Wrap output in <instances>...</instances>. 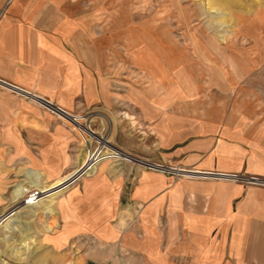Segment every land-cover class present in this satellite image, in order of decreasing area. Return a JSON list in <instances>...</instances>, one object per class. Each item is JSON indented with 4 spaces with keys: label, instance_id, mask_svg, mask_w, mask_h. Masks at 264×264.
<instances>
[{
    "label": "crops",
    "instance_id": "1",
    "mask_svg": "<svg viewBox=\"0 0 264 264\" xmlns=\"http://www.w3.org/2000/svg\"><path fill=\"white\" fill-rule=\"evenodd\" d=\"M64 1L0 0V146L37 170L40 186L63 178L85 160L86 146L33 97L71 111L81 99L88 109L101 105L105 143L192 175L101 160L57 200L49 257L55 264H264V186L197 175L264 178V107L174 106L173 93L153 88L111 92L90 60L80 71L78 21L62 11ZM252 3L248 42L228 59L208 60L219 78L210 81L264 83V0ZM2 171L0 202L12 200L19 184ZM20 181L38 187L26 175Z\"/></svg>",
    "mask_w": 264,
    "mask_h": 264
},
{
    "label": "rangeland",
    "instance_id": "2",
    "mask_svg": "<svg viewBox=\"0 0 264 264\" xmlns=\"http://www.w3.org/2000/svg\"><path fill=\"white\" fill-rule=\"evenodd\" d=\"M253 8L252 0H66L61 4L62 11L78 21L80 71L86 69L83 65L90 60L94 75L105 79L104 85L111 92L138 89L146 93L153 88L160 95L173 93L174 106L260 109L264 107V83L210 81L219 78L214 76L215 68L208 61L228 59L231 48L248 42L246 33L252 28L248 27V11L253 12ZM150 76L159 84L151 83ZM246 92H251V98L242 97ZM221 95L227 97L220 98ZM72 103V112L92 115L91 127L97 142L94 138L86 145L78 136L86 149H93L98 143L100 147L106 144L118 148L104 142L107 131L101 105L88 109L81 99ZM5 135L6 131L0 129V144ZM28 167L12 147L0 146V171L10 172L19 183L13 196H8L13 199L0 202V213L28 190L20 181L24 175L31 186L49 192L35 206L0 216V264H55L49 257L47 237L54 229L56 202L73 184L59 187L75 170L42 187L40 173Z\"/></svg>",
    "mask_w": 264,
    "mask_h": 264
},
{
    "label": "built area",
    "instance_id": "3",
    "mask_svg": "<svg viewBox=\"0 0 264 264\" xmlns=\"http://www.w3.org/2000/svg\"><path fill=\"white\" fill-rule=\"evenodd\" d=\"M33 100L44 110L48 111L50 114L55 116L57 119L66 122L71 129L79 136L84 144L91 143V139H94L95 132L91 127L92 115L87 113H75L67 110L63 106L57 105L52 101L40 98L33 97ZM97 142V141H96ZM98 143L96 147L93 149L87 148V156L85 160L81 163V165L75 170L73 174H71L66 180V184L64 187H69L72 183L76 182L80 177L87 174L92 170V167L95 163L100 162L106 158H116L119 160H127V161H137L141 163L144 167L153 169V170H161L165 171L169 174L175 176H181L182 174H187L191 176L192 172H186L183 169L165 165L159 162H149L146 160H141L136 158L135 156L124 152L121 149L108 147L106 144L101 146ZM113 151H118L120 153L119 156H112ZM87 172V173H86ZM200 177H209V176H218L221 178L232 179L235 181H239L245 184H257L264 186V178H260L255 175H243L238 173H217V172H207V173H199L197 174ZM48 191L44 190L40 187H29L28 190L16 201L10 202L9 206L0 213V216L4 214V216H11L17 212V210L22 209L24 207L35 206L41 201H43L48 195ZM16 215V214H15ZM3 216V217H4Z\"/></svg>",
    "mask_w": 264,
    "mask_h": 264
},
{
    "label": "water",
    "instance_id": "4",
    "mask_svg": "<svg viewBox=\"0 0 264 264\" xmlns=\"http://www.w3.org/2000/svg\"><path fill=\"white\" fill-rule=\"evenodd\" d=\"M66 184H68V183H64L62 186H60L59 188H62V187H64Z\"/></svg>",
    "mask_w": 264,
    "mask_h": 264
},
{
    "label": "bare ground",
    "instance_id": "5",
    "mask_svg": "<svg viewBox=\"0 0 264 264\" xmlns=\"http://www.w3.org/2000/svg\"><path fill=\"white\" fill-rule=\"evenodd\" d=\"M97 137V136H96ZM95 140H96V138H95ZM97 141V140H96ZM100 145V144H99ZM100 148V147H99ZM184 170V169H183ZM48 196H49V192H48V194H47Z\"/></svg>",
    "mask_w": 264,
    "mask_h": 264
}]
</instances>
